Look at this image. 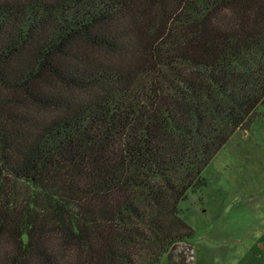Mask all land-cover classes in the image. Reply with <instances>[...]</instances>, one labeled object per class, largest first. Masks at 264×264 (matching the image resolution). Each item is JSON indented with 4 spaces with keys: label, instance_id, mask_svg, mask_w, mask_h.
Instances as JSON below:
<instances>
[{
    "label": "trees",
    "instance_id": "16d2710c",
    "mask_svg": "<svg viewBox=\"0 0 264 264\" xmlns=\"http://www.w3.org/2000/svg\"><path fill=\"white\" fill-rule=\"evenodd\" d=\"M262 106L264 0H0V264H191Z\"/></svg>",
    "mask_w": 264,
    "mask_h": 264
},
{
    "label": "rangeland",
    "instance_id": "374dc122",
    "mask_svg": "<svg viewBox=\"0 0 264 264\" xmlns=\"http://www.w3.org/2000/svg\"><path fill=\"white\" fill-rule=\"evenodd\" d=\"M259 113L205 169L206 186L181 202L195 237L177 252L191 264H264V106Z\"/></svg>",
    "mask_w": 264,
    "mask_h": 264
}]
</instances>
